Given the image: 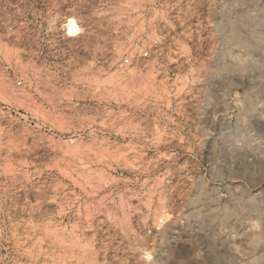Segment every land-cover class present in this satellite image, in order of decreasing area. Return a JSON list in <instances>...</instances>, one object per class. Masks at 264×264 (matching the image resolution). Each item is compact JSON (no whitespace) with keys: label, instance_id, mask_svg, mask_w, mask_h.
I'll use <instances>...</instances> for the list:
<instances>
[{"label":"rangeland","instance_id":"obj_1","mask_svg":"<svg viewBox=\"0 0 264 264\" xmlns=\"http://www.w3.org/2000/svg\"><path fill=\"white\" fill-rule=\"evenodd\" d=\"M0 264H264V0H0Z\"/></svg>","mask_w":264,"mask_h":264},{"label":"bare ground","instance_id":"obj_2","mask_svg":"<svg viewBox=\"0 0 264 264\" xmlns=\"http://www.w3.org/2000/svg\"><path fill=\"white\" fill-rule=\"evenodd\" d=\"M80 25L74 17H69L65 22V30L69 35H76L80 31Z\"/></svg>","mask_w":264,"mask_h":264},{"label":"built area","instance_id":"obj_3","mask_svg":"<svg viewBox=\"0 0 264 264\" xmlns=\"http://www.w3.org/2000/svg\"><path fill=\"white\" fill-rule=\"evenodd\" d=\"M145 55H148V53H145ZM129 60H127V62H128ZM163 221V220H162Z\"/></svg>","mask_w":264,"mask_h":264}]
</instances>
